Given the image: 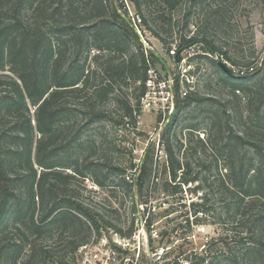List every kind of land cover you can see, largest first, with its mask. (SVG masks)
Returning <instances> with one entry per match:
<instances>
[{
  "label": "trees",
  "instance_id": "1",
  "mask_svg": "<svg viewBox=\"0 0 264 264\" xmlns=\"http://www.w3.org/2000/svg\"><path fill=\"white\" fill-rule=\"evenodd\" d=\"M116 1L119 0H0V86H3L0 92V264H17L28 246L30 255L25 263H33L39 258L49 259L51 251L47 242L55 224L72 231L70 246L73 250L88 243L94 231L101 235L103 226L113 227L126 238L133 235V229L125 233L92 205L68 195L71 179L93 175L91 171L78 167V156L59 155L70 152L74 144L75 148L80 145L78 135L70 144L61 139L65 132V120L76 116L79 110L69 107L65 101L67 98L81 99L85 104L93 101L89 111L93 120L105 117V112L96 111L95 106L114 92L115 85L131 87L136 84L135 90L139 91L137 108L129 100L120 99L124 118H128L136 129L135 111L139 110L140 96L145 91L146 51H149L154 64H159V61L144 45L125 12L120 11L122 4ZM134 2L139 10L147 6L146 0ZM165 2L173 8L177 0ZM142 17L144 26H149L147 19ZM155 22L166 32L171 29V17L165 14H158ZM48 23H53L51 28L47 27ZM154 34L160 37L159 33ZM173 44H176L178 52L198 47L200 51H196L190 62L196 65L198 59L206 58L216 63L220 72L216 83L228 85L235 96L236 91H245L243 82L249 75L232 77L224 73L218 61L210 56L221 52L207 37H175L167 46L168 52ZM92 48L98 53L93 56L92 63L86 65L87 60L86 63L81 62L78 57ZM68 54L75 60L66 64ZM92 65L96 68L92 69ZM251 66L253 64L237 67ZM196 72H200L197 66ZM202 75L200 72L198 86L203 82ZM204 100L197 91L183 101L178 100L177 109L181 110V114L185 110L186 114L187 106L194 103L195 110ZM230 117L226 110L222 114L214 113L208 137L196 136L198 151H203L207 144L216 149V155L227 156L228 171L225 176L228 181L223 178L222 186L231 194L232 213L241 214L242 209L248 206L260 205L253 222L259 238L248 245L240 263L264 264V126L260 128V137L248 138L232 128ZM169 129L163 134L170 168L166 173L175 180L182 163L171 143L173 138H170ZM182 146L183 143H180V150ZM247 146L260 157L250 156V151L243 152L242 149ZM188 149L186 147L184 151ZM151 163L152 157L148 154L142 164V173L132 183H129L131 177L125 175V169L120 166L115 168L122 184L131 189L135 212L138 211V199L134 188L143 193L150 177ZM97 165L105 166L104 163ZM187 166L191 169L190 164ZM90 167V164L86 165L87 169ZM69 169L73 173L67 171ZM95 180L99 186H105L104 182ZM195 180L197 177L191 176L183 179L184 182ZM169 186L171 184L167 181L165 192H169ZM178 188L177 184L173 185L172 194L178 193ZM192 205L194 208L202 206ZM199 212L200 209L195 210V214ZM144 220L150 230L153 221ZM77 227L81 229L79 234ZM9 229L21 235L15 242L3 245ZM46 233L48 237H44ZM28 234L35 236L33 242H30ZM115 248L124 255L123 259L127 258L128 250L122 251L116 245Z\"/></svg>",
  "mask_w": 264,
  "mask_h": 264
},
{
  "label": "rangeland",
  "instance_id": "2",
  "mask_svg": "<svg viewBox=\"0 0 264 264\" xmlns=\"http://www.w3.org/2000/svg\"><path fill=\"white\" fill-rule=\"evenodd\" d=\"M146 1L147 6L139 10L132 0L131 11L147 19L149 26H144V38L166 59L170 68L175 65L167 49L172 39L181 35L207 37L229 57L231 65L253 64L255 70L243 82L245 91H236L235 96L228 85L216 83L220 76L216 63L206 58L196 61V66L203 73L198 92L205 100L195 110L194 103L187 106V113L184 110L178 120L174 118L169 126L170 138H173L171 143L182 163L175 180L166 173L170 171L168 157H160L157 140H154L155 133L160 129L156 123L159 119L151 113H143L141 119H136V129L133 125L127 126L129 120L124 118L120 99L129 100L135 107L139 93L135 90L136 84L131 87L115 85L114 92L95 106L96 111L105 112V117L93 120L89 112L93 101L85 104L81 99L67 98L65 101L69 107L79 110L76 116L65 120V132L61 139L70 144L78 135L80 145L75 148L74 144L70 152L59 155L78 156V167L91 171L93 175L71 179L68 195L92 205L125 233L133 229V235L126 238L113 227L103 226L101 235L94 231L88 243L73 250L70 246L72 231L55 224L47 242L50 258L25 263L30 255L28 246L17 264H241L245 249L259 238L253 222L260 205L248 206L242 209L241 214L231 212V194L222 186L223 178L228 181L225 176L228 171L227 156L216 155V149L207 144L203 151H198L196 136L206 139L214 113L222 114L226 110L231 115L230 125L235 131L248 138L260 137V128L264 126V0H177L173 8L165 0ZM117 3L122 4L121 0ZM129 12L124 15L130 20ZM158 14L171 17L169 32L158 27V22H155ZM53 23H48L47 27L51 28ZM189 51L196 53L200 50L195 47ZM96 53L98 51L92 48L82 52L78 58L81 62L87 60L85 63L88 65ZM74 60L68 54L65 63ZM94 68L96 66L92 65ZM180 143H183L181 150ZM149 146L148 154L152 157L150 177L142 194L134 188L138 199V211L135 212L131 189L122 184L115 168L120 166L125 169V175L131 177L129 183H132L142 173V161ZM186 147H189L188 151H184ZM250 149L247 146L242 151ZM249 154L260 157L254 150ZM101 163L105 166L97 165ZM88 164L90 169L86 168ZM188 164L191 169H188ZM67 171L73 173L70 169ZM189 176L197 177V180L184 182L183 179ZM96 178L105 186H99ZM167 181L171 184L169 192L164 191ZM175 184L180 187L179 192L172 194ZM193 203L202 206L194 208ZM199 209L201 212L195 214V210ZM144 219L153 221L150 230L145 226ZM80 231L77 227L78 234ZM20 235L9 229L3 245L15 242ZM28 235L33 242L35 236ZM45 236L48 237L47 233ZM115 245L122 251H129L126 259Z\"/></svg>",
  "mask_w": 264,
  "mask_h": 264
},
{
  "label": "built area",
  "instance_id": "3",
  "mask_svg": "<svg viewBox=\"0 0 264 264\" xmlns=\"http://www.w3.org/2000/svg\"><path fill=\"white\" fill-rule=\"evenodd\" d=\"M121 2L124 12L130 11V21L135 31L138 32L147 49L151 50L153 47H151L144 38L143 31L145 30L142 15L131 11L130 2H132V0H121ZM191 48L192 47L178 52L176 44H173V47L169 51V55L173 58L175 65L172 68L169 66V72L165 71L160 63L154 64L149 51H146L147 69L145 91L140 96L139 110L135 111V116L136 119L139 120L142 118L143 113H151L159 119L156 123L160 129L155 133L154 140H157L160 157L164 156L167 158L166 149H163V147L165 148V143L162 135L171 125L172 120L179 117L181 114V110L177 109V101H183L198 91L200 72H196V65L190 62V58L195 55V52L192 53V51H189ZM185 53H188V55H185ZM179 54L181 60L177 61ZM210 56L218 61V63L222 62L226 64L239 76H246L255 70L254 66L243 68L231 65L224 53H216ZM174 112L175 117L171 119V115ZM129 125L131 126L128 122L127 126Z\"/></svg>",
  "mask_w": 264,
  "mask_h": 264
},
{
  "label": "water",
  "instance_id": "4",
  "mask_svg": "<svg viewBox=\"0 0 264 264\" xmlns=\"http://www.w3.org/2000/svg\"><path fill=\"white\" fill-rule=\"evenodd\" d=\"M127 20L129 21V23L132 25L131 21L128 19V17H126ZM133 26V25H132ZM138 34V32H137ZM139 35V34H138ZM140 37V35H139ZM141 38V37H140ZM151 51L154 53V55L156 56V58L158 59L159 63L161 64V66L165 69V71L169 72L170 71V68H169V65L166 61V59L154 48H151ZM181 60V56L180 54L178 55V59L177 61H180ZM219 67L220 69L226 73L227 75L229 76H232V77H239L238 74H236L230 67H228L226 64L222 63V62H219ZM175 117V112L171 115V119H173ZM149 150H150V146L148 147L147 149V152L146 154L144 155V158H143V161H142V164L144 163V161L146 160V157L149 153Z\"/></svg>",
  "mask_w": 264,
  "mask_h": 264
}]
</instances>
